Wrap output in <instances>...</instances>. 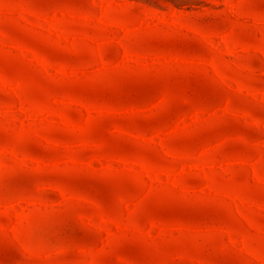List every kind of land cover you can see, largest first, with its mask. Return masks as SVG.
<instances>
[{"label": "rangeland", "instance_id": "374dc122", "mask_svg": "<svg viewBox=\"0 0 264 264\" xmlns=\"http://www.w3.org/2000/svg\"><path fill=\"white\" fill-rule=\"evenodd\" d=\"M0 264H264V0H0Z\"/></svg>", "mask_w": 264, "mask_h": 264}]
</instances>
